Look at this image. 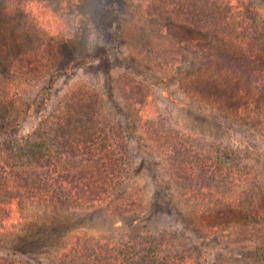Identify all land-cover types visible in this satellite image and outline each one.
<instances>
[{"label":"rangeland","instance_id":"1","mask_svg":"<svg viewBox=\"0 0 264 264\" xmlns=\"http://www.w3.org/2000/svg\"><path fill=\"white\" fill-rule=\"evenodd\" d=\"M251 1L264 9V0ZM149 5L150 0H0V129L15 125L21 108L42 103L20 120L19 132L0 135V257L59 264L73 237L71 248L79 241L88 242L87 247L124 233L174 229L187 232L201 247L194 255L212 264L218 252L226 255L227 247H238L234 242L251 246L264 240V216L242 219L248 203L243 204L241 189L224 194L221 202L183 195L181 184L168 174L160 148L165 140L155 142L153 127L140 123L131 107L136 99H152L158 112L169 117L166 128L185 134L180 142L189 141L191 149L230 147L241 156L248 152L264 169L262 134L198 102L183 88L186 80L211 72L212 57L194 49V35L187 36V44L181 42L185 33L177 23L150 17ZM161 50L169 51L171 67L156 63ZM131 81L142 84L144 92L132 88ZM86 105L101 115L102 127L109 129V121L120 125L132 154L134 172L117 191L115 203L95 208L22 204L17 189L2 193V143L13 144L45 122L54 136L64 126L67 141L73 139V132L83 127L73 123ZM54 143L59 145L58 138ZM16 195L20 200L2 210V200ZM129 202L136 203L131 211ZM216 208L225 213H214ZM215 224L219 226L213 228ZM229 260L225 264H239Z\"/></svg>","mask_w":264,"mask_h":264},{"label":"trees","instance_id":"2","mask_svg":"<svg viewBox=\"0 0 264 264\" xmlns=\"http://www.w3.org/2000/svg\"><path fill=\"white\" fill-rule=\"evenodd\" d=\"M149 7L150 17L165 16L169 22L180 25L185 33L182 37L185 41L181 42L187 44V36L194 35L191 39L194 49L214 60L210 73L183 83L188 95L256 129L264 137V9L251 0H150ZM152 49L147 50L151 53ZM159 54L156 63L171 67L169 51L161 50ZM131 85L141 89L138 93L144 92L142 84L137 87L139 84L131 81ZM37 101L18 110L15 125L2 127L0 135L19 132L20 120L35 107L42 106ZM147 101L136 99L131 107L140 123L153 127L155 142L165 140L160 148L168 174L181 184L183 195L221 202L224 194L227 197L228 192L241 189L243 204L248 203L245 211L248 215L242 219L264 216V169L259 168L248 152L241 156L233 148L215 145L200 146L196 152L190 148L189 141L180 142L185 134L166 128L168 115L158 112L152 99ZM85 108L86 112H81L73 123L83 124L81 132H73V139L67 141L64 126L54 136L53 129L45 122L44 127L21 135L13 144L2 143L3 152H10L8 155L2 152V193L17 189L24 197L22 204L77 203L95 208L103 203H115L117 191L134 172L132 154L126 149L118 123L109 121L106 129L101 126V115L95 113L96 109L91 105ZM147 108L150 110L146 111ZM57 138L59 145L54 143ZM190 153L194 154L190 156ZM14 172L18 175L13 176ZM224 181L228 186L222 185ZM251 196L255 197L250 201ZM8 199L2 200V210L20 200L17 195ZM135 204L129 202L127 209L131 211ZM213 212L225 213L220 208ZM233 214L231 210L230 215ZM9 217L7 214L2 218L4 229ZM114 237L97 240L87 247L88 242L79 241L71 248L76 238L73 237L59 255V264H208L201 256L194 255L201 247L185 231L169 229ZM234 243L238 247H227L226 255L218 252L212 264H225L229 259L239 264H264V240L251 246ZM0 264L29 263L7 255L0 257Z\"/></svg>","mask_w":264,"mask_h":264}]
</instances>
